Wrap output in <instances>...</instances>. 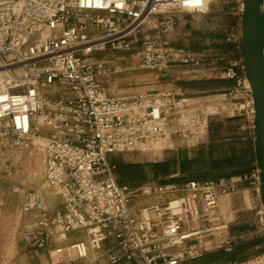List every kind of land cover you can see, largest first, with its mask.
Instances as JSON below:
<instances>
[{"label": "built area", "instance_id": "1", "mask_svg": "<svg viewBox=\"0 0 264 264\" xmlns=\"http://www.w3.org/2000/svg\"><path fill=\"white\" fill-rule=\"evenodd\" d=\"M199 2L203 0H0V140L27 147L32 136L45 138V178L61 197L62 209L41 213L26 231L35 248L47 249L49 264H116L135 255L142 264H181L214 246L230 251L233 242L224 238L229 221L220 198L237 193L246 182L258 198L264 233L259 161L248 173L226 178L132 187L118 182L109 159L119 152H148L175 137L201 144L211 121L224 111L213 100L171 91L108 94L100 76L111 66L94 57L106 46H140L139 60L146 68L194 61L191 53L162 37L141 38L139 28L153 17H169ZM237 48L242 49L241 39ZM223 75L252 100L242 58ZM232 89L221 94L224 100L232 98ZM250 110L254 115L252 106ZM134 198L151 201L135 213ZM76 231L82 236L61 243ZM110 237L118 251L109 249L106 261L98 263Z\"/></svg>", "mask_w": 264, "mask_h": 264}, {"label": "rangeland", "instance_id": "2", "mask_svg": "<svg viewBox=\"0 0 264 264\" xmlns=\"http://www.w3.org/2000/svg\"><path fill=\"white\" fill-rule=\"evenodd\" d=\"M242 10V0H203L189 8L182 7L172 11L169 17H153L147 20L139 28L141 38L162 37L170 44L191 53L194 61L179 62L163 69L146 68L139 60L140 46H134L130 50L110 49L106 46L94 54L95 58L103 59L111 66V71L100 76L105 92L108 94L145 92L152 90L153 85L157 83L156 79L163 85L167 79H173L182 86V83L191 81L189 79L191 77L202 78L197 81L208 80L207 76H211L212 80L226 78L223 75L225 70L236 62L241 63L242 49L237 48V45L240 39L242 40ZM224 42L231 45L230 52H225L219 47ZM194 69H203V71L198 73L192 71ZM227 88H233V91H231L232 98L226 100L221 95L224 91L220 90L202 93L195 89L186 91L178 89L174 92L182 93L187 97H196L201 101L213 100L219 103L224 111L213 121V128L211 130L209 128L208 136L223 142L224 147L219 151L220 153H227L234 147L242 150L248 158L257 138L255 117L250 110L252 105L246 98L243 87H236L234 83L230 87L223 86V89ZM240 104L242 107L238 110ZM235 106L237 110L234 109ZM42 134L47 136L50 132L45 128ZM34 139H39L41 144L37 141L36 145ZM9 140L10 138L8 141L0 140V264H11L12 261L14 264L18 256V240L26 232L28 225L43 212L59 211L61 201L59 194L46 182L45 138L32 136L27 147H11ZM198 145L179 147L165 141L148 152H119L112 157L120 156L127 160L147 162L165 160L173 156L181 158L191 155L192 149L197 148ZM36 160L40 165L36 164ZM251 163L252 160L246 166L250 167ZM225 173L227 174L223 176L225 178L235 175L231 170H226ZM184 177V173L179 169L155 174L147 166L144 180L128 181L127 184L140 187L148 183H167L171 179L183 183ZM31 197H33L32 201H30ZM257 199L250 193L249 184L246 182L240 186L237 193L223 196L221 200L222 214L225 220L229 221V228L224 238L228 236L232 242L262 239L246 250L242 260H248L246 264H264V233L257 215L259 209ZM156 200L161 198L154 199ZM251 200H254L256 207L252 206ZM148 201L151 200L134 198L131 209L137 210L139 205ZM239 226L241 230L234 232L231 230ZM219 249L223 247L214 246L212 250Z\"/></svg>", "mask_w": 264, "mask_h": 264}, {"label": "trees", "instance_id": "3", "mask_svg": "<svg viewBox=\"0 0 264 264\" xmlns=\"http://www.w3.org/2000/svg\"><path fill=\"white\" fill-rule=\"evenodd\" d=\"M225 52L231 51V45L224 42L219 45ZM235 83L234 79H208L203 81H191L182 83L188 84L196 89L214 90L222 88L220 91H224L223 86L230 87ZM219 91V90H214ZM212 91V92H214ZM211 92V93H212ZM213 119L210 123V130L213 128ZM223 142H220L211 136L209 141L201 143L197 148L192 149V154L189 156L176 158L171 157L165 160L159 161H138L124 159L120 156H115L110 159V162L116 166V175L120 184H127L128 181L140 182L145 179V169L149 166L155 174H164L179 169L184 173V182L188 180H210L218 179L226 176V170H231L232 174H243L250 171V167L246 166L253 159L252 149L250 150L249 157L247 158L242 150L232 147L227 153H220L223 150ZM247 159V160H246ZM246 166V167H245ZM169 181V180H168ZM174 180L171 179L170 182ZM175 182V181H174ZM242 228L235 227L231 230L239 231ZM261 238H255L251 240H238L233 242L232 249L226 251L224 249L212 250L198 258V262L202 264L216 263L219 261H242L246 253V250L255 246L261 242Z\"/></svg>", "mask_w": 264, "mask_h": 264}, {"label": "water", "instance_id": "4", "mask_svg": "<svg viewBox=\"0 0 264 264\" xmlns=\"http://www.w3.org/2000/svg\"><path fill=\"white\" fill-rule=\"evenodd\" d=\"M264 0H242V59L251 87L264 206ZM37 206L39 203L36 204ZM35 205V206H36Z\"/></svg>", "mask_w": 264, "mask_h": 264}, {"label": "crops", "instance_id": "5", "mask_svg": "<svg viewBox=\"0 0 264 264\" xmlns=\"http://www.w3.org/2000/svg\"><path fill=\"white\" fill-rule=\"evenodd\" d=\"M194 29V28H193ZM194 72H202V70H199V69H194L192 70ZM207 79H210L211 76H207L206 77ZM191 79V81H197V79H202V78H198V77H191L189 78ZM191 81H188V82H191ZM157 83H155L152 88V90H146V91H171V92H174L178 89L180 90H196L197 92H202V93H211L212 91L214 90H220L222 88H217V89H214V90H206V89H196L194 87H191L189 85H184L182 84L181 85H178L180 83H177L176 81H174L173 79H167L166 83L163 85L161 83H158L160 81H158V79H156ZM187 83V82H186ZM159 84V86H158ZM156 89V90H155ZM200 98H206V97H200ZM257 137V135H256ZM209 141V136H207L204 140H203V143ZM167 142H171L173 144V146H184V145H187L188 146H194V141L193 140H184V139H181V138H178V137H175L173 138V140H169ZM7 146V145H5ZM252 153H253V159H252V163H251V167L255 166L258 161H259V158H258V147H257V138H256V141H255V145H254V149H252ZM112 155L114 154H110L109 155V159L112 158ZM223 199V196L220 198V202L221 200ZM62 209V200L60 201V209ZM49 212V210H48ZM56 211H53V212H50V213H55ZM134 212L136 213L137 210H134ZM82 234H80V232H71V233H68L66 236H64V238L61 240V243H64V244H67V243H70L72 241H74L75 239L81 237ZM18 256L16 257V260L14 262V264H49V255H48V251L47 249L45 248H35L32 244H31V241H30V237L27 233V231L25 233L22 234V236L19 238L18 240ZM111 250V251H118L117 247H116V239L114 237H110L105 243H104V246H103V250L105 252V255L102 259H100L98 261V263H103L104 261H106L107 259V252L108 250ZM247 261H219V262H216V263H210V264H246ZM97 263V262H96ZM94 262H92L91 260H80V261H72V260H66L60 264H96ZM13 264V261L12 263ZM116 264H142L140 258L138 257V255H135L134 258L132 260H122V261H119L117 262ZM181 264H202L200 262H198V259L196 260H187L185 262H182Z\"/></svg>", "mask_w": 264, "mask_h": 264}, {"label": "bare ground", "instance_id": "6", "mask_svg": "<svg viewBox=\"0 0 264 264\" xmlns=\"http://www.w3.org/2000/svg\"><path fill=\"white\" fill-rule=\"evenodd\" d=\"M192 4H188V5H186V7L187 8H189L190 6H191ZM250 103H251V105H252V108H253V102H252V100L251 101H249ZM173 140V139H172ZM37 141H39V139H34V143L37 145L38 144V142ZM169 141V140H168ZM40 142V144H41V141H39ZM43 143V142H42ZM36 147V146H35ZM37 147H39L40 148V146H37ZM45 147V146H44ZM37 150V149H36ZM41 151V150H40ZM39 154V153H38ZM43 154V153H42ZM39 155H41V154H39ZM39 157V156H38ZM41 157H42V155H41ZM33 159H34V157H33ZM40 159V158H39ZM33 161V160H32ZM34 161H35V159H34ZM40 162V161H39ZM42 162V161H41ZM40 162V163H41ZM36 164H38L37 163V160H36ZM32 165H33V163H32ZM38 165H40V164H38ZM32 167V166H31ZM35 167V166H34ZM41 167V166H40ZM38 173V172H37ZM35 180V179H34ZM38 197V196H37ZM32 199H33V197H31L30 198V201H32ZM40 199V198H39ZM35 200V199H34Z\"/></svg>", "mask_w": 264, "mask_h": 264}]
</instances>
